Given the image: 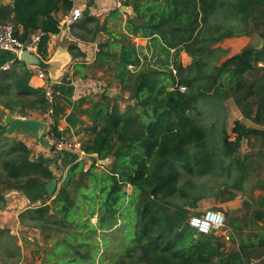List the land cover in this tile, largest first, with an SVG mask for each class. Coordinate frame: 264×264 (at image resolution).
Masks as SVG:
<instances>
[{
    "label": "trees",
    "instance_id": "1",
    "mask_svg": "<svg viewBox=\"0 0 264 264\" xmlns=\"http://www.w3.org/2000/svg\"><path fill=\"white\" fill-rule=\"evenodd\" d=\"M119 1L135 13L124 27L115 30L108 19L88 14L72 25V33L84 42L106 36L93 68L112 73L121 94L128 95L125 109L104 93V103L84 110L86 99H81L67 115L69 100L52 92L50 101L49 88H32V74L19 59L21 72L0 79V105L10 112L9 124L14 116L48 114L53 119L48 133L61 138L66 135L58 128L61 118L66 117L69 130L85 124L80 115L92 122L84 129L90 138L80 141L84 157L61 177L32 158V149L0 122V209L6 192L44 189L40 204L19 215L21 231L39 235L33 241L36 254H43L41 264H252L264 256V225H259L264 222V179L253 187L262 194L251 200V225L229 218V240L237 247L228 248L215 233L198 234L189 220L206 195L196 178L235 174L228 187L241 192L254 177L258 158L264 159V148L237 155L244 141L264 145V47L228 57L222 45L248 36L251 29L264 39V0ZM75 3L14 0L13 7L0 12V23L12 24L24 43L41 34L38 51L48 59L51 37L61 32ZM123 14L119 7L110 13L116 21ZM139 35L156 37L158 44L138 46L133 39ZM70 51L85 57L77 45ZM184 56L191 58L188 65ZM85 64L76 65L77 75L78 69L89 70ZM230 100L244 119L261 128L237 120L234 141L226 130L218 135L219 128L207 120L220 121ZM53 180L57 188L49 195L45 186ZM15 236L11 229H0L3 264L22 258Z\"/></svg>",
    "mask_w": 264,
    "mask_h": 264
},
{
    "label": "crops",
    "instance_id": "2",
    "mask_svg": "<svg viewBox=\"0 0 264 264\" xmlns=\"http://www.w3.org/2000/svg\"><path fill=\"white\" fill-rule=\"evenodd\" d=\"M13 4L14 0H0V12L3 11L4 8L13 7ZM76 5L79 6L82 10L81 18H84L89 14L90 17L100 19L101 22L105 19H108L110 28H113L115 30L124 27V24L126 23L128 18L135 17L133 11L130 9L125 12L122 11V5L119 0H84L80 3H76ZM118 7L124 14L120 17V20L116 21L115 18L110 15V13L112 10ZM112 24H114L115 27L112 26ZM72 25L69 28V31L62 30L56 36L51 37L48 46V59L52 58L56 54L67 55V53H71L70 47L73 45H77L79 47V50L85 56L84 59L81 56L74 57L72 55L73 58L71 59L70 64H68L64 68L60 77L54 82L50 80L47 73H45L46 77L42 78L40 77L39 70L32 69L28 65H25L32 74L29 81V85L32 88H49L53 93L56 92L58 95H61V97H65L67 100H69L70 104H68L67 115L72 113L74 105H76L77 102L81 99H86V102L83 105V109L87 110L90 109L93 104L104 103V101H102V95L104 93L107 94L109 90H112L111 98L116 97L118 95V92L121 93L118 84L113 82V76L109 70L102 71L93 68V63L98 51V44L100 41L104 40L106 36L102 34L101 37H99L95 42H84L72 33ZM133 42L138 46L153 47L158 44V40L156 37L143 38L140 35L134 38ZM235 54L236 53H232L231 56ZM13 59L14 57L12 53L0 51V70L6 64L11 63L10 70L3 72L0 75V79H2L7 72L9 73L13 70L21 72V67L19 65H16ZM83 62L87 63L85 65L89 67V70L85 68L78 69L81 74L77 75L76 65ZM127 97L128 95H125V98ZM9 117V110L4 109V107L0 105V122L8 125ZM14 117L26 119L24 117ZM32 117L34 119H38L40 121H43L44 123H47L48 126L53 124V119L48 114L41 116L34 113ZM80 119L83 120L85 124L83 126L78 125L76 129L71 128L69 130L67 119L66 117H63L59 121L58 128L62 133H66V135H64L69 140L81 144V140H88L90 138L87 134V131L84 129L91 125L92 122L86 115H80ZM15 135L20 140L24 141L26 145L32 150L35 148L34 150L37 154L35 156V159L39 160V162L41 163L48 164L56 176L58 175V173H61L60 177L63 176L72 162L77 160L80 161L82 157H84L82 155L81 149L58 153L51 144L46 148L40 143L38 139L32 136L26 137L21 132H16ZM33 156L34 154L32 153V157ZM45 196L46 194L44 189H33L27 192H6L4 194L6 205L4 208L0 209V229H11L13 233L15 232L14 234L20 235L19 231L21 232V230L23 229L19 221L20 213L31 207L33 203L40 204V201ZM224 236H227V233ZM18 245L22 247L21 240H18ZM0 264H3L1 260ZM252 264H264V256L262 258L253 260Z\"/></svg>",
    "mask_w": 264,
    "mask_h": 264
},
{
    "label": "rangeland",
    "instance_id": "3",
    "mask_svg": "<svg viewBox=\"0 0 264 264\" xmlns=\"http://www.w3.org/2000/svg\"><path fill=\"white\" fill-rule=\"evenodd\" d=\"M84 0H77V3H80ZM114 26V24H112ZM115 27V26H114ZM106 38V37H105ZM104 38V39H105ZM134 40V39H133ZM150 41V40H149ZM147 41V42H149ZM221 45V44H220ZM223 47L229 49V55L231 56L232 53H240L245 48H263L264 47V39H262L259 36V33L255 31L254 29L250 30V33L248 36L245 37H237L225 40L222 43ZM151 47V46H144V48ZM185 65H188L190 63L191 58L189 56H184L183 58ZM225 60V59H223ZM121 93L118 92V95L114 97V100L118 101L120 104V107L122 109L126 108L127 100L125 98V95H120ZM226 110H224L221 115V120L216 122V119H208V125H216L217 128H219L218 135L222 134V130H226L227 134L230 135V140H235V135L231 133L232 128L235 125V122L237 120H241L245 125L249 127H256L261 128L251 121L244 119L243 115L240 111V109L235 105L233 100H230L225 103ZM209 111V110H208ZM211 112L209 111L204 115V117H208ZM223 115V116H222ZM33 116V115H32ZM31 116V117H32ZM33 118V117H32ZM206 122V123H207ZM223 124H226L224 126ZM251 145H255L256 148H252ZM53 147V146H52ZM264 148V145L260 142H248L244 141L241 150L237 153V155L243 157L245 154L254 153L257 149ZM35 149V148H34ZM33 151L34 156L32 158L35 159V156L37 155L35 150ZM58 153H63L64 151H57ZM259 164L256 166V172L254 174V177L252 178L249 186L246 188V190L243 191H236L231 188L229 189V185L233 183L234 177L236 176L234 174V177H229L227 174L225 176H222L221 174L217 175H206L200 178H196V182L199 183L201 189L206 192V195L203 196L202 200L198 203L197 209L191 210V215H202L207 210H215L219 211L222 214L225 215L226 218V228L223 233L217 234L219 236H222L225 238L224 235H229V238H233V231L230 226L229 218H239L242 220L243 226H245L244 223H251L254 219V208L255 204L254 201L251 203L252 198H257L262 192L259 189L253 188L254 184L258 180L264 179V159L258 158ZM108 164V163H107ZM88 165L90 163L88 162ZM237 174V173H236ZM61 173H58L57 177H60ZM187 178L186 174H183V180ZM128 192L131 193L132 189L129 187ZM235 194L237 195L234 199H231V195ZM254 204V205H253ZM244 220V222H243ZM260 226L264 225V222L259 223ZM15 233V232H14ZM19 234H15L17 241L21 240L22 242V258L18 262L14 264H41V258L43 257V254L37 255L36 254V247L33 239H38L39 235L36 233H29L26 231H19ZM28 237L31 238L33 242H29L31 240H28ZM27 238V239H26ZM227 242L228 248H234L235 242L233 240H227L224 239ZM33 246L30 247V244ZM237 245V244H236ZM237 247V246H236Z\"/></svg>",
    "mask_w": 264,
    "mask_h": 264
},
{
    "label": "built area",
    "instance_id": "4",
    "mask_svg": "<svg viewBox=\"0 0 264 264\" xmlns=\"http://www.w3.org/2000/svg\"><path fill=\"white\" fill-rule=\"evenodd\" d=\"M77 3V0H75ZM75 3L74 9L66 16L60 25V30H67L72 24L78 22L82 17V10ZM56 36V35H53ZM41 42V34L35 35L29 42H22L15 36V29L12 24H1L0 23V51H6L13 54L14 61L19 59L22 52L26 50H32L34 47H39ZM13 61V62H14ZM11 63L6 64L1 70L0 75L3 72L10 70ZM129 69H133L129 67ZM40 77L45 78V72L39 71ZM47 97L50 101L53 99V94L51 90H48ZM52 113V111L50 112ZM61 132V130H60ZM44 137L47 141L55 148L56 151H71L76 149H81V144L69 140L64 134L61 138L55 137L53 134L46 133ZM84 156L85 153L82 152ZM189 225L196 230L198 234L209 235L212 233L221 234L226 228V218L225 215L219 211L207 210L202 215L192 216L189 220ZM229 240L228 235L225 236Z\"/></svg>",
    "mask_w": 264,
    "mask_h": 264
},
{
    "label": "water",
    "instance_id": "5",
    "mask_svg": "<svg viewBox=\"0 0 264 264\" xmlns=\"http://www.w3.org/2000/svg\"><path fill=\"white\" fill-rule=\"evenodd\" d=\"M122 11H128L129 9L133 11L132 7L122 6ZM134 13V11H133ZM135 15V13H134ZM261 49V48H257ZM72 54L69 52L67 55L56 54L50 59H45L41 56L38 51V47H34L32 50H26L21 53L19 60L24 62L26 65L32 69L39 70L48 74L51 81H56L64 68L70 64ZM112 90L107 92V96L111 97ZM48 124L34 118H14L10 124L7 126V133L14 134L16 132L23 133L26 137H34L40 141L44 147H49L50 143L44 137L45 133L48 131ZM106 161H100L99 164H106ZM57 188V181L53 180L45 186V190L49 195H52Z\"/></svg>",
    "mask_w": 264,
    "mask_h": 264
}]
</instances>
